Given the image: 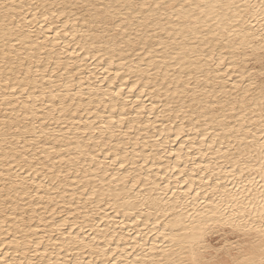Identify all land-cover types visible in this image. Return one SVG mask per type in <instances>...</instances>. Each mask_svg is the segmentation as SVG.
Segmentation results:
<instances>
[{"label":"snow or ice","instance_id":"obj_1","mask_svg":"<svg viewBox=\"0 0 264 264\" xmlns=\"http://www.w3.org/2000/svg\"><path fill=\"white\" fill-rule=\"evenodd\" d=\"M0 264H264V0H0Z\"/></svg>","mask_w":264,"mask_h":264}]
</instances>
